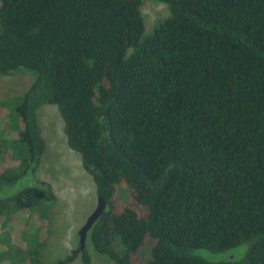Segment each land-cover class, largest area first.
I'll use <instances>...</instances> for the list:
<instances>
[{
    "label": "trees",
    "instance_id": "trees-1",
    "mask_svg": "<svg viewBox=\"0 0 264 264\" xmlns=\"http://www.w3.org/2000/svg\"><path fill=\"white\" fill-rule=\"evenodd\" d=\"M156 1L168 16L146 34L142 0H0V77L35 75L0 103V249L22 223L21 264H44L25 223L35 213L48 228L57 200L36 174L45 105L105 203L95 253L264 264V0ZM76 259L91 264L86 249L55 264Z\"/></svg>",
    "mask_w": 264,
    "mask_h": 264
},
{
    "label": "rangeland",
    "instance_id": "rangeland-1",
    "mask_svg": "<svg viewBox=\"0 0 264 264\" xmlns=\"http://www.w3.org/2000/svg\"><path fill=\"white\" fill-rule=\"evenodd\" d=\"M141 12L145 21V33L150 34L159 20L168 16L166 5L156 0H142ZM15 73V74H14ZM13 75L0 77V103L8 99L19 100L33 82L35 75L25 70L14 72ZM37 119L45 140L46 150L36 172L38 180L48 182L57 196L56 203L48 208L49 224L47 227L35 228L43 221L37 214H31L26 225L30 231L36 229L45 238L43 263L55 264L65 258L78 247V231L84 225L88 216L95 209L97 196L92 178L83 170L81 157L69 149L63 133V121L53 105H45L37 110ZM122 194L124 192L122 191ZM125 197V195H120ZM27 217V214H24ZM23 215V217H24ZM24 217V218H25ZM19 218V217H18ZM0 218V225L5 226ZM22 219L21 217L19 220ZM8 228V229H7ZM22 223L5 227V231L14 233L9 251L11 260H2V264H21L19 249L27 245L21 238ZM48 231V232H47ZM34 232V231H31ZM38 233V234H39ZM88 237V235H87ZM2 238V237H1ZM85 249L91 256V264H112L104 256L95 253L86 238ZM10 256L8 257V259ZM71 264H82L76 259Z\"/></svg>",
    "mask_w": 264,
    "mask_h": 264
},
{
    "label": "water",
    "instance_id": "water-1",
    "mask_svg": "<svg viewBox=\"0 0 264 264\" xmlns=\"http://www.w3.org/2000/svg\"><path fill=\"white\" fill-rule=\"evenodd\" d=\"M104 208H105L104 201L101 198H97V204H96L95 209L88 216L84 225L78 231L79 241H78V247L76 249V252H81L85 249V242H86L88 232L90 231L92 225L96 222L98 217L101 215Z\"/></svg>",
    "mask_w": 264,
    "mask_h": 264
}]
</instances>
